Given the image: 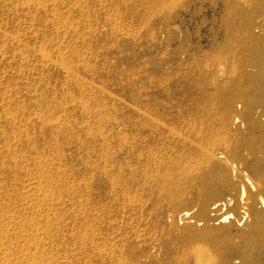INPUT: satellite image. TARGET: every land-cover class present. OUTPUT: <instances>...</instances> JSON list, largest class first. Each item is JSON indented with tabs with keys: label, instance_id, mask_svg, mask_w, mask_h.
<instances>
[{
	"label": "rangeland",
	"instance_id": "rangeland-1",
	"mask_svg": "<svg viewBox=\"0 0 264 264\" xmlns=\"http://www.w3.org/2000/svg\"><path fill=\"white\" fill-rule=\"evenodd\" d=\"M248 19L246 0H0V264H213L239 240L238 210L220 222L228 210L193 200L182 216V184L129 193L117 166L143 79L201 84L183 103L251 132ZM159 94L158 112L179 101Z\"/></svg>",
	"mask_w": 264,
	"mask_h": 264
},
{
	"label": "bare ground",
	"instance_id": "bare-ground-1",
	"mask_svg": "<svg viewBox=\"0 0 264 264\" xmlns=\"http://www.w3.org/2000/svg\"><path fill=\"white\" fill-rule=\"evenodd\" d=\"M176 1L156 0L162 7ZM246 1L249 19L242 38L248 47L249 61L243 73L264 100V0ZM232 37L227 36L228 42ZM180 85L177 90L162 82L148 85L143 79L139 116L123 124L124 146L117 168L125 188L129 193L154 192L159 187L182 184V190L176 195L171 193L169 199L182 207L180 211L185 217L193 213L185 205L193 200L203 201L205 207L228 210L219 217L220 222L235 219L232 210H238L239 222L245 224L247 231L239 233V240L230 234L228 250L213 264H234L236 257L241 264H264V127L260 123L264 108L245 110L251 132L239 138L232 129L240 122L238 116L231 119L226 112L211 116L196 99L190 103L193 106L183 103L186 93L198 92L202 86L189 81ZM163 90L169 92L165 101H179L158 112L157 105L162 102L159 93ZM236 93L238 97L249 95L245 86ZM236 102L231 103V108ZM148 106L153 108L152 114L147 111ZM237 106L241 104L238 102ZM256 114L258 118H254ZM219 190L227 192L225 197L211 204V195ZM3 254L8 258L7 247Z\"/></svg>",
	"mask_w": 264,
	"mask_h": 264
}]
</instances>
